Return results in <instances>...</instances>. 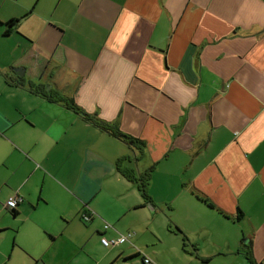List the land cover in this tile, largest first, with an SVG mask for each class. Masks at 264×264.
<instances>
[{
  "label": "crops",
  "instance_id": "crops-1",
  "mask_svg": "<svg viewBox=\"0 0 264 264\" xmlns=\"http://www.w3.org/2000/svg\"><path fill=\"white\" fill-rule=\"evenodd\" d=\"M152 165L146 199L120 170ZM250 249L264 264V0H0V264H250Z\"/></svg>",
  "mask_w": 264,
  "mask_h": 264
},
{
  "label": "trees",
  "instance_id": "trees-1",
  "mask_svg": "<svg viewBox=\"0 0 264 264\" xmlns=\"http://www.w3.org/2000/svg\"><path fill=\"white\" fill-rule=\"evenodd\" d=\"M17 21H18V19H13V20H10L7 24L10 27H13L16 25ZM7 31H9V30H7ZM44 94L49 99H51L52 101L60 102V103L64 104L66 107H69L70 109L74 110L76 113H79L86 120L90 121L91 123H93L97 127L101 128L102 130L108 132L109 134H111L115 138H117V139H119V140H121L127 144H130L131 146H138L141 149H143L145 147V143L141 139L136 138V137L124 132L123 130H121L119 122L117 120L114 122H109V121L101 119L97 114L88 113L87 111H85L82 107H80L75 102L74 98L66 96V95H64L58 91L53 90V89L45 90ZM153 169H154V165H152L147 171H145L143 174H141L139 178H136L132 175V172H134V170H132V169L120 170V171L127 179H129L133 183L137 184V186H138L139 190L141 191L142 195L144 196V198L149 199L150 197H149L148 192H147V187H148ZM247 253H248L247 259L249 260L250 264H258L252 257L251 249ZM144 259H146V257Z\"/></svg>",
  "mask_w": 264,
  "mask_h": 264
},
{
  "label": "built area",
  "instance_id": "built-area-1",
  "mask_svg": "<svg viewBox=\"0 0 264 264\" xmlns=\"http://www.w3.org/2000/svg\"><path fill=\"white\" fill-rule=\"evenodd\" d=\"M18 203H19V196L15 195V196H12L11 198H9L6 206L9 208H15L18 205ZM82 218L84 221L87 222V221H90L92 217L89 214H85ZM110 227H111V224H109V223L105 224L106 229L110 228ZM131 236H132L131 233H129V234L120 233L119 236L116 238L109 239V238L103 236L101 240L105 246H115V245H120V244H123L125 242L130 241ZM145 262H146V264H152V262L149 258H146Z\"/></svg>",
  "mask_w": 264,
  "mask_h": 264
},
{
  "label": "water",
  "instance_id": "water-1",
  "mask_svg": "<svg viewBox=\"0 0 264 264\" xmlns=\"http://www.w3.org/2000/svg\"><path fill=\"white\" fill-rule=\"evenodd\" d=\"M15 70L20 71V74L23 75V72H22L23 68H15Z\"/></svg>",
  "mask_w": 264,
  "mask_h": 264
},
{
  "label": "rangeland",
  "instance_id": "rangeland-1",
  "mask_svg": "<svg viewBox=\"0 0 264 264\" xmlns=\"http://www.w3.org/2000/svg\"><path fill=\"white\" fill-rule=\"evenodd\" d=\"M111 239H112V238H111ZM135 247L138 248L139 246H135ZM135 247L132 248L133 251H136V248H135ZM138 257H139V256H138ZM136 260H139V258L136 259Z\"/></svg>",
  "mask_w": 264,
  "mask_h": 264
},
{
  "label": "bare ground",
  "instance_id": "bare-ground-1",
  "mask_svg": "<svg viewBox=\"0 0 264 264\" xmlns=\"http://www.w3.org/2000/svg\"><path fill=\"white\" fill-rule=\"evenodd\" d=\"M7 204V203H6ZM7 207V206H6ZM145 261V260H144Z\"/></svg>",
  "mask_w": 264,
  "mask_h": 264
}]
</instances>
